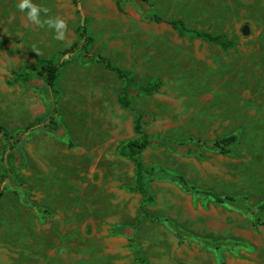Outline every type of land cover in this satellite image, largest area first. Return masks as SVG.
Here are the masks:
<instances>
[{"label": "rangeland", "instance_id": "rangeland-1", "mask_svg": "<svg viewBox=\"0 0 264 264\" xmlns=\"http://www.w3.org/2000/svg\"><path fill=\"white\" fill-rule=\"evenodd\" d=\"M150 1L160 16L225 33L233 46L189 40L133 0H121V10L117 0H33L67 22L60 41L29 24L18 0H0V124L20 135L8 143L0 133V264H138L131 240L144 264H264V0ZM83 18L90 53L131 72L130 109L118 103L116 74L82 61L81 50L65 52ZM37 57L59 61L53 89L16 79L33 77ZM155 80L152 95L138 91ZM136 113L149 119L142 129L152 140L237 139L225 154L149 144L139 157L153 201L141 213L143 196L128 189L134 164L120 154L137 137ZM49 114L61 134L46 127ZM37 115L42 124L28 129ZM159 172L241 198L244 208L187 192ZM117 226L131 235L114 233Z\"/></svg>", "mask_w": 264, "mask_h": 264}, {"label": "trees", "instance_id": "trees-1", "mask_svg": "<svg viewBox=\"0 0 264 264\" xmlns=\"http://www.w3.org/2000/svg\"><path fill=\"white\" fill-rule=\"evenodd\" d=\"M121 0H117L118 8L121 10L120 5ZM135 1L144 11L147 12L148 18L156 23H166L172 27L179 35L185 36L189 40L198 39L204 41L206 43L214 44L220 47L223 50L229 49L233 46V42L225 33H212L206 30H198L195 28H191L186 25L184 20L182 19H168L160 16L152 9V3L150 0H133ZM73 2L78 5L79 0H73ZM87 19L83 18L80 24L77 27L78 39L71 43V45L65 50L68 54H73L77 50L82 51V61L91 62L95 61L104 65V67L114 74L118 78L122 80V87L120 95L118 96V103L126 109L131 108V94L133 91V87L135 85V81L131 72L119 66L114 65L110 59L102 54H93L90 53L89 47L93 41L92 37L88 34L87 30ZM60 68V63L58 60L44 57H37L33 63V77L29 78L28 76L17 75V80H22L25 85H40L41 83H45L50 89H53L54 83L58 77V72ZM160 85L159 80H155L147 85H141L138 88V91L144 95H152L158 90ZM56 112V107L54 108ZM149 119L146 115L141 113L135 114L133 130L137 135L136 138L129 139L122 143L120 146V154L129 158L135 167V175H134V183L128 187L130 191L137 192L143 196V199L140 204L141 213H145V205L151 203L153 201V196L149 193L145 176L150 174V171L146 169L142 161L140 160V153L151 143H155L159 146H164L174 151H180L182 153H197L199 148L206 147L211 150H216L222 154L228 153V147L233 144L237 136L235 134L222 137L219 139H215L211 142H205L202 140H194L190 139L187 142H173L167 139L162 140H152L150 137L143 131L142 125L146 123ZM46 127H48L49 131L54 134H61L62 129L59 123L55 120V116L53 114H49L46 116ZM42 124V115H37L34 119L28 124L27 128H31L33 126ZM0 133L3 135V138L8 142H18L20 141V135L17 137H13L11 134L7 132V129L4 125L0 124ZM158 178H167L174 182H176L181 188L187 192H192L199 194L203 197H210L217 203H226L231 206L236 205L237 208L243 207V200L241 198H234L229 195L219 196L215 195L210 191L199 190L192 184H190L184 176L180 174H171L167 172H159L158 174L153 173ZM6 177L2 176L0 178V182L4 180ZM0 192V197H1ZM259 210L264 209V202L259 206ZM261 218L259 217V220ZM169 226L174 231L175 235L182 239L183 234L181 230H179L172 223H168ZM114 233L117 234H125L131 235L130 230L125 227L117 226L112 229ZM208 245H213V243L206 241ZM130 247L135 254V257L138 261V264H144V259L141 257L139 250L134 244L133 240H131Z\"/></svg>", "mask_w": 264, "mask_h": 264}, {"label": "clouds", "instance_id": "clouds-1", "mask_svg": "<svg viewBox=\"0 0 264 264\" xmlns=\"http://www.w3.org/2000/svg\"><path fill=\"white\" fill-rule=\"evenodd\" d=\"M16 7L18 11L25 14V19L29 24L39 28L46 26L48 29L54 31V39L60 41L65 40L68 29L67 22L58 16L48 17V13L50 11L48 8L33 3V0H18ZM42 12L46 17H48L47 19H41Z\"/></svg>", "mask_w": 264, "mask_h": 264}, {"label": "water", "instance_id": "water-1", "mask_svg": "<svg viewBox=\"0 0 264 264\" xmlns=\"http://www.w3.org/2000/svg\"><path fill=\"white\" fill-rule=\"evenodd\" d=\"M79 5V4H78Z\"/></svg>", "mask_w": 264, "mask_h": 264}]
</instances>
